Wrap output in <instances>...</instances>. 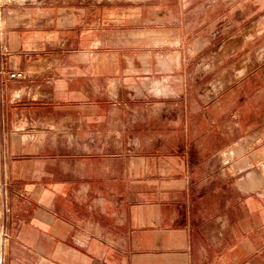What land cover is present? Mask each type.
I'll use <instances>...</instances> for the list:
<instances>
[{
  "label": "crops",
  "instance_id": "1",
  "mask_svg": "<svg viewBox=\"0 0 264 264\" xmlns=\"http://www.w3.org/2000/svg\"><path fill=\"white\" fill-rule=\"evenodd\" d=\"M47 11L8 9L0 28L2 264H264V65L249 46L201 56L197 40L117 43L127 33L104 27L97 69L57 80L56 61L38 66L56 45ZM30 105L47 138H26Z\"/></svg>",
  "mask_w": 264,
  "mask_h": 264
},
{
  "label": "rangeland",
  "instance_id": "2",
  "mask_svg": "<svg viewBox=\"0 0 264 264\" xmlns=\"http://www.w3.org/2000/svg\"><path fill=\"white\" fill-rule=\"evenodd\" d=\"M257 1L259 0H0V28L5 29L8 9H41L47 13H50L47 10H56L58 21L51 29L57 32L56 45L40 51L42 57L38 66L42 68L41 73H48L49 64L56 61L54 65L57 68V80L72 73L80 76L86 70L97 69L94 50L97 47V36L104 27L106 36L110 38H116L120 32L127 33L124 39H116L117 43H127L130 40L129 33L131 41L134 42L136 38L139 43L161 36H167L168 41H172V37L176 38L177 35L188 46L197 40L193 45L208 46L201 56L222 46L229 38L235 47L249 46L242 54L246 56L245 60L252 59L254 66L250 69L255 70L253 68L264 65V14L258 13ZM100 20L106 26L99 27ZM108 26L112 29H107ZM121 48H126L124 53L128 54V47ZM39 85L42 86L43 83ZM68 103L70 101H66L64 97L60 98L56 113L58 123H61L59 120L70 110L66 109ZM27 111H30L26 116L30 129L25 132L26 138H47L45 129L39 133L32 126L34 120L40 121V116L36 111L32 112L34 108L31 105ZM48 111V105L42 106V122L55 119V116H49ZM0 224L5 230L1 221ZM8 248L9 246L6 247L7 250Z\"/></svg>",
  "mask_w": 264,
  "mask_h": 264
},
{
  "label": "built area",
  "instance_id": "3",
  "mask_svg": "<svg viewBox=\"0 0 264 264\" xmlns=\"http://www.w3.org/2000/svg\"><path fill=\"white\" fill-rule=\"evenodd\" d=\"M1 14H2V11L0 9V16ZM10 77L12 79H23L25 75H24V72L20 70H13L10 73ZM9 242H10L9 236L8 234H6V231L2 229V226L0 224V264H2V262L7 256L8 250L6 249V247L9 246Z\"/></svg>",
  "mask_w": 264,
  "mask_h": 264
}]
</instances>
